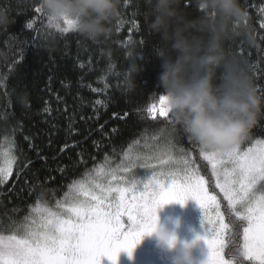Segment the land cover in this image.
<instances>
[{"label":"trees","instance_id":"1","mask_svg":"<svg viewBox=\"0 0 264 264\" xmlns=\"http://www.w3.org/2000/svg\"><path fill=\"white\" fill-rule=\"evenodd\" d=\"M168 97L178 104L161 115ZM198 120L241 147L264 142V0H0V144L13 147L0 235L57 216L76 190L98 194L92 178L117 188L167 132L213 192ZM217 196L224 253L251 264L240 251L248 221ZM162 214L164 244H87L78 264H204L187 245L196 237Z\"/></svg>","mask_w":264,"mask_h":264},{"label":"rangeland","instance_id":"2","mask_svg":"<svg viewBox=\"0 0 264 264\" xmlns=\"http://www.w3.org/2000/svg\"><path fill=\"white\" fill-rule=\"evenodd\" d=\"M160 103V114L166 115L178 100L168 97ZM191 131L202 137L199 150L209 164L213 192L207 178L191 165L193 160L175 154V134L167 132L161 140L154 138L153 152L139 161L140 167H132V177L117 181L114 190L92 178L99 195L97 190H76L57 216H36L32 229L0 235V264H78L79 254L92 250L85 245L109 253L105 245L120 239L133 246H143L147 239L164 244L165 238L158 236L167 221L159 218L162 213L173 218L181 235L196 237L187 245L205 251L204 264H237L224 253L228 225L219 194L231 212L248 221L240 250L243 259L264 264V142L241 147L229 131H215L205 120L196 121ZM12 163V141L7 137L0 144L2 182L10 176ZM138 170L147 174L134 181Z\"/></svg>","mask_w":264,"mask_h":264},{"label":"water","instance_id":"3","mask_svg":"<svg viewBox=\"0 0 264 264\" xmlns=\"http://www.w3.org/2000/svg\"><path fill=\"white\" fill-rule=\"evenodd\" d=\"M241 264H243V263H241ZM251 264H256V263H251Z\"/></svg>","mask_w":264,"mask_h":264},{"label":"built area","instance_id":"4","mask_svg":"<svg viewBox=\"0 0 264 264\" xmlns=\"http://www.w3.org/2000/svg\"><path fill=\"white\" fill-rule=\"evenodd\" d=\"M163 107V106H162Z\"/></svg>","mask_w":264,"mask_h":264}]
</instances>
